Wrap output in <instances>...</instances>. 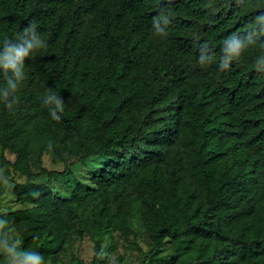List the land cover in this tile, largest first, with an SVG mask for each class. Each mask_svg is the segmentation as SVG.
<instances>
[{
  "label": "trees",
  "instance_id": "obj_1",
  "mask_svg": "<svg viewBox=\"0 0 264 264\" xmlns=\"http://www.w3.org/2000/svg\"><path fill=\"white\" fill-rule=\"evenodd\" d=\"M161 9L172 12L167 37L152 29ZM262 13L264 0H0V44L31 21L47 43L25 62L14 110L0 102V166L24 205L0 218L22 248L56 256L82 216L127 238L135 208L149 263L264 264V72L254 67L264 23L219 66L223 40ZM204 44L215 59L201 66ZM49 88L64 100L59 121L42 100ZM92 159L88 184L53 192L50 180L68 182Z\"/></svg>",
  "mask_w": 264,
  "mask_h": 264
},
{
  "label": "clouds",
  "instance_id": "obj_2",
  "mask_svg": "<svg viewBox=\"0 0 264 264\" xmlns=\"http://www.w3.org/2000/svg\"><path fill=\"white\" fill-rule=\"evenodd\" d=\"M168 4L172 0H166ZM242 2V0H238ZM172 12L161 9L159 13L152 18V29L154 34L160 37H167L168 26L172 23ZM264 23V13L255 18V22L246 27L247 35L233 33L223 40L221 55L219 57V66L221 70L228 69L233 61H238L244 52L255 45L256 41L251 39L252 33L256 27ZM256 36H264V27H261ZM243 37V39H241ZM47 48L46 41L41 37L37 23L29 22L22 31L15 34L13 38L5 37L0 44V75L5 80L4 87H0V102H3L5 107L12 111L18 104L19 98L17 92L25 81L26 60L35 58V55ZM261 53H264V41L259 43ZM199 64L201 66L210 65L214 62L215 55L208 48L207 44L200 47ZM264 63V55L257 57L254 67L258 72L261 70L260 65ZM45 106L49 107L52 119L59 121L61 116L59 113L64 111L63 98L53 91L47 89L46 95L42 98ZM51 142L48 147L51 148ZM4 170L0 169V182L8 184V179L3 175ZM39 193H33V196H38ZM9 221L0 218V254L6 260V264H45L43 255L37 251H28L22 248V240L15 235L13 230L8 227Z\"/></svg>",
  "mask_w": 264,
  "mask_h": 264
},
{
  "label": "rangeland",
  "instance_id": "obj_3",
  "mask_svg": "<svg viewBox=\"0 0 264 264\" xmlns=\"http://www.w3.org/2000/svg\"><path fill=\"white\" fill-rule=\"evenodd\" d=\"M42 163L47 168L61 167L52 162L47 154L42 155ZM96 164L95 159L77 163L72 168V174L67 177L68 182L63 179H53L50 180L49 185L54 193L66 196L70 190L69 182L72 183L78 178L89 183L90 174L94 171ZM35 169L37 170L36 167ZM14 177L17 181L25 180V176L18 173H14ZM35 179L45 181L46 176L40 175ZM23 206L15 198L13 184L10 181L7 185L2 183L0 185V212L15 210ZM129 224L131 233L126 238L118 231L97 230L90 219L82 216L77 221L79 231L71 236L70 242L64 244L56 256L46 259L45 264H163V260L160 259L152 263H149V258L145 259V252L150 249L151 245L135 208L130 215ZM14 234L17 235L15 232ZM96 244L99 245L97 259L94 257Z\"/></svg>",
  "mask_w": 264,
  "mask_h": 264
}]
</instances>
